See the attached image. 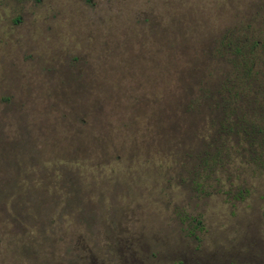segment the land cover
<instances>
[{"label":"rangeland","instance_id":"1","mask_svg":"<svg viewBox=\"0 0 264 264\" xmlns=\"http://www.w3.org/2000/svg\"><path fill=\"white\" fill-rule=\"evenodd\" d=\"M232 33L264 0H0V264H264V161H194Z\"/></svg>","mask_w":264,"mask_h":264},{"label":"trees","instance_id":"2","mask_svg":"<svg viewBox=\"0 0 264 264\" xmlns=\"http://www.w3.org/2000/svg\"><path fill=\"white\" fill-rule=\"evenodd\" d=\"M259 49L264 41L241 34L224 35L218 42L217 53L227 54L230 67L212 88L201 89L211 114L210 131L201 134L194 157L201 169L212 162L264 161V57Z\"/></svg>","mask_w":264,"mask_h":264}]
</instances>
